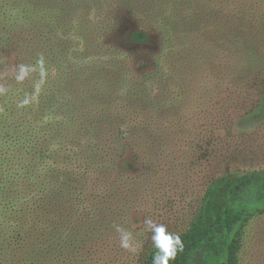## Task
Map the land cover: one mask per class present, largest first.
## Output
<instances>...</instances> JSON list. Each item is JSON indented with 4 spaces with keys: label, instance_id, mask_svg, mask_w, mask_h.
Segmentation results:
<instances>
[{
    "label": "rangeland",
    "instance_id": "rangeland-1",
    "mask_svg": "<svg viewBox=\"0 0 264 264\" xmlns=\"http://www.w3.org/2000/svg\"><path fill=\"white\" fill-rule=\"evenodd\" d=\"M177 4L180 25L0 0V264H144L138 219L182 233L213 182L264 177V0ZM41 56L43 80L17 82ZM245 192L227 208L244 220L239 264H264V202Z\"/></svg>",
    "mask_w": 264,
    "mask_h": 264
},
{
    "label": "trees",
    "instance_id": "trees-1",
    "mask_svg": "<svg viewBox=\"0 0 264 264\" xmlns=\"http://www.w3.org/2000/svg\"><path fill=\"white\" fill-rule=\"evenodd\" d=\"M81 9L95 12L112 13L115 5L126 7L144 20L179 24L182 20L177 9V0H109L113 5H107V0H79ZM118 2V3H117ZM166 5V7H163ZM189 6L191 7L190 3ZM180 25V24H179ZM146 33H143L145 36ZM213 182L206 190L201 208L192 220L189 228L180 233L184 241V250L173 264H239V251L242 241V227L239 212H227L232 195L239 187L246 186L243 195L244 202H264V177L255 181L234 182L225 185L222 181ZM230 182V181H228ZM154 247L150 250L144 264H152Z\"/></svg>",
    "mask_w": 264,
    "mask_h": 264
},
{
    "label": "clouds",
    "instance_id": "clouds-1",
    "mask_svg": "<svg viewBox=\"0 0 264 264\" xmlns=\"http://www.w3.org/2000/svg\"><path fill=\"white\" fill-rule=\"evenodd\" d=\"M37 65L39 66L38 69L24 64L16 66L13 69L16 81H24L31 72L37 70L43 80L46 75L43 56L37 61ZM6 91L5 87L0 86V94H4ZM28 103V99H25L21 102L20 106L27 105ZM138 223L143 225V230L146 233L151 234L150 239L155 249L152 256V264H173L177 256L184 250V241L181 234L171 231L166 223L158 222L150 216L138 219ZM113 227L115 232L118 233L120 248L128 253L138 255L143 246L137 241L134 233L119 224H114Z\"/></svg>",
    "mask_w": 264,
    "mask_h": 264
},
{
    "label": "water",
    "instance_id": "water-1",
    "mask_svg": "<svg viewBox=\"0 0 264 264\" xmlns=\"http://www.w3.org/2000/svg\"><path fill=\"white\" fill-rule=\"evenodd\" d=\"M221 264H227L226 262H221Z\"/></svg>",
    "mask_w": 264,
    "mask_h": 264
}]
</instances>
